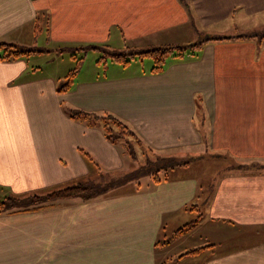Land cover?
Segmentation results:
<instances>
[{
	"label": "crops",
	"instance_id": "0c3cea01",
	"mask_svg": "<svg viewBox=\"0 0 264 264\" xmlns=\"http://www.w3.org/2000/svg\"><path fill=\"white\" fill-rule=\"evenodd\" d=\"M39 16L46 24L35 39ZM41 36L43 54L0 60V196L129 172L122 148L67 109L110 114L156 158L183 163L175 161V178L158 173V182L131 191L0 214V264H264V0H0V43L28 49ZM198 43L158 74L144 58L140 66H81L67 91L58 87L71 63L37 62L101 54L81 50L89 46L140 52ZM206 165L215 177L208 184ZM210 235H222L220 251ZM239 239L246 243L226 245Z\"/></svg>",
	"mask_w": 264,
	"mask_h": 264
},
{
	"label": "trees",
	"instance_id": "16d2710c",
	"mask_svg": "<svg viewBox=\"0 0 264 264\" xmlns=\"http://www.w3.org/2000/svg\"><path fill=\"white\" fill-rule=\"evenodd\" d=\"M41 16V15H40ZM37 17L34 22V33L35 39L41 33L42 27L40 26V22L42 17ZM46 24V20H45ZM237 39H244V36H238ZM260 40H264V36H259ZM228 39V38H226ZM215 40V39H212ZM202 43L194 44L192 46L178 47V46H162L158 48H153L146 51L136 52V50L132 48H127L125 51H110L105 46H89L88 48L81 49L85 51L86 49H93L96 51H101L100 53L103 56L100 57L98 63L102 60L109 59L111 62L119 63L122 65L129 64L132 60H141L142 58L148 57L153 62V67L150 70L152 74L160 73L165 66L166 60L170 56H175L177 58H181L183 54H195V52L201 47ZM35 46V45H34ZM44 52L40 50H36L31 47L28 49H23L11 44L0 43V60L5 62L14 61L21 58H27L35 54H43ZM85 55H82V57ZM72 60L75 62L73 68L67 73L64 77L63 81L59 84V91H67L75 78L76 74L79 71L81 66L80 62L83 60L81 57L78 58L76 55H71ZM67 115L71 119L80 120L86 123L89 126H95L101 128L105 133L107 139L115 144L119 145L124 154H127L132 161H135V155L132 154L133 144L140 145V141L135 136V134L119 119L115 118L110 114H89L83 111L75 110V109H67ZM85 160L92 165L96 171V165L93 163L92 159L82 152ZM162 160V159H159ZM162 162V161H159ZM170 168L171 163L168 164ZM158 173H153L151 178L153 182H158L159 178L157 176ZM98 175H101L98 172ZM99 177V176H98ZM98 186V187H96ZM100 185L96 184L90 178H85L80 182H76L70 186L51 190L49 192L42 193H31L23 196H15L10 195L4 197V199L0 200V214H14V213H27L38 211L43 208L53 207L59 200L70 199V198H80L82 200L87 201L88 199H92L95 197L101 196L105 189L108 188L107 185L103 187H99ZM195 209V207H194ZM198 225V220H195L185 226L179 228L176 232V235H181L183 233L189 232L193 230ZM165 245L169 242H156L157 244ZM213 246H203L195 249L189 250L187 253L181 255L179 258L190 255H197L206 250H209Z\"/></svg>",
	"mask_w": 264,
	"mask_h": 264
},
{
	"label": "rangeland",
	"instance_id": "374dc122",
	"mask_svg": "<svg viewBox=\"0 0 264 264\" xmlns=\"http://www.w3.org/2000/svg\"><path fill=\"white\" fill-rule=\"evenodd\" d=\"M43 20H45L44 18H42L41 20V24H43ZM31 38L28 36V38H26L24 40V43L27 44L28 42H30ZM33 48H35L36 50H43V49H47L45 42H44V38L43 36H41V38L38 40V44H36V46H33ZM190 54V51H189ZM38 56V55H37ZM103 56V52L102 54H94L93 52H89V54L87 55V57L85 58L84 56L81 57L83 60L80 62L81 66H83L84 68H93L94 65L97 64V61H99L100 57ZM71 54H64V56H60L59 55H44V56H40V58L38 59V63L42 64L44 66L45 64V68L47 69H60L63 66L66 67L67 65L65 64H72V68L73 65H75V62L73 60H71ZM144 61V63L147 62H152V60L150 59H142ZM107 65H111V61L109 59L106 60ZM102 63V60H101ZM142 63V62H141ZM140 61L132 60V66L134 65H141ZM103 64V63H102ZM81 66L79 68V71L81 69ZM100 66V65H98ZM71 68V69H72ZM70 69V70H71ZM153 152L151 151H147L145 149L144 146L137 145V144H133V148H132V154L135 155V162H131L129 167L130 170L129 172H121L120 174L114 176V177H110L107 175H101L100 177H98V179H95L96 174L93 178H90L92 181H94L96 184L100 185L99 187H103L105 185H107L108 183H112L115 181V179L117 180V185L116 186H111L105 189L104 193L105 194H118V193H123V192H127V191H131L134 190L138 185L140 186H147V184L149 183L150 179H151V175L153 173H159L160 178L163 177H168V178H175L178 174V172H174V170L172 168L169 167V163H171V167L172 166H176V162L178 163H183L180 162V157L176 158L175 161L174 159H164L161 158L162 160H159L160 158H156L153 154H151ZM155 158V159H154ZM209 159V158H208ZM162 161V162H159ZM210 161V159H209ZM189 162V160H188ZM211 164H213L211 162ZM227 166V164H225ZM220 166H218L217 168H219ZM207 172L205 173V177H206V184L210 183L211 181H214L215 177L212 175V171H213V166H205L204 167ZM130 173V174H129ZM158 176V177H159ZM98 187V186H96ZM4 199L2 196H0V200ZM189 207V206H188ZM211 241H217V242H208V243H216L217 246L214 247L215 252H218L222 249V246H220V244L224 243L223 237L222 235H218V236H209ZM243 241H246V238H241ZM193 241H201L200 238L198 237H194ZM239 240H235L233 242H228L226 243V245H242L246 242H243ZM201 242L200 245H207V243Z\"/></svg>",
	"mask_w": 264,
	"mask_h": 264
}]
</instances>
